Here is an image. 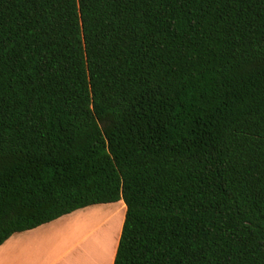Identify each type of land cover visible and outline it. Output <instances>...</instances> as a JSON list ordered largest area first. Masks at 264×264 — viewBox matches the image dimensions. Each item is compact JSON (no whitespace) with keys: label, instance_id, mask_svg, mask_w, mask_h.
<instances>
[{"label":"trees","instance_id":"1","mask_svg":"<svg viewBox=\"0 0 264 264\" xmlns=\"http://www.w3.org/2000/svg\"><path fill=\"white\" fill-rule=\"evenodd\" d=\"M119 201L113 264H264V0H0V245Z\"/></svg>","mask_w":264,"mask_h":264},{"label":"crops","instance_id":"2","mask_svg":"<svg viewBox=\"0 0 264 264\" xmlns=\"http://www.w3.org/2000/svg\"><path fill=\"white\" fill-rule=\"evenodd\" d=\"M119 202L79 209L32 230L12 235L0 245V264H113L125 212L124 203ZM119 208L122 218L110 246L104 236L106 230L99 234L98 231L103 226V230L108 229L106 225L110 216ZM99 209L105 210L104 213L109 212L107 218L93 226L80 239L76 238L75 232L71 238L69 232L61 228L65 221ZM80 246L83 247L78 250Z\"/></svg>","mask_w":264,"mask_h":264},{"label":"rangeland","instance_id":"3","mask_svg":"<svg viewBox=\"0 0 264 264\" xmlns=\"http://www.w3.org/2000/svg\"><path fill=\"white\" fill-rule=\"evenodd\" d=\"M119 204H123V201L119 202ZM104 211L105 210H103V209H99L97 212H93L91 214L78 215V216L71 218L70 220H67L64 223H62L63 225L61 228L64 231L66 230L67 232H69L71 238L73 236V232H75L76 238L80 239L93 226H95L100 221H104L105 217L107 218V214H109V212L104 213ZM124 215H125V212L123 214V220H124ZM121 218H122V211L119 208L116 211H114L112 213V215L110 216V218L107 222V225H106V226H108L107 227L108 229L103 230V228H105L103 226V228L98 231V234H99V233H102L103 231L106 230V233L104 236H106V242L110 246L113 244V239L115 237L116 231H117L118 226L120 224ZM69 242L71 243L72 240H69ZM85 244H86V242H84V245ZM82 247L83 246L78 247V250H81ZM78 255H79V253H78Z\"/></svg>","mask_w":264,"mask_h":264}]
</instances>
